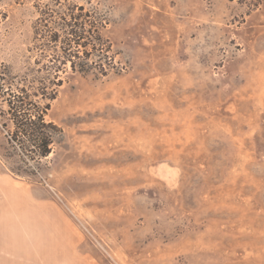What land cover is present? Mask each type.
Listing matches in <instances>:
<instances>
[{
  "label": "rangeland",
  "instance_id": "rangeland-1",
  "mask_svg": "<svg viewBox=\"0 0 264 264\" xmlns=\"http://www.w3.org/2000/svg\"><path fill=\"white\" fill-rule=\"evenodd\" d=\"M57 1L0 0V88L15 93L54 75L41 12L77 4L107 21L101 61L68 63L41 103L61 130L51 153L27 163L0 128L52 250L72 264H264V0ZM6 110L0 95V124Z\"/></svg>",
  "mask_w": 264,
  "mask_h": 264
},
{
  "label": "trees",
  "instance_id": "trees-1",
  "mask_svg": "<svg viewBox=\"0 0 264 264\" xmlns=\"http://www.w3.org/2000/svg\"><path fill=\"white\" fill-rule=\"evenodd\" d=\"M54 2L60 4L57 0ZM41 15L43 35H48V44L56 46L52 80L46 84L44 78H37L36 87L23 85L16 93L10 88L6 91L0 88L1 98H4L7 106L5 114L8 116L0 128L21 153L27 155V163L33 161L37 164L51 153L56 138L61 135L60 128L45 118L49 105L42 106L41 103L56 98L68 63L72 74H85L92 62L101 61L104 52L109 51L110 47V41L104 33L107 21L96 11H85L83 6L68 3L61 5L58 10L47 8ZM50 23L56 29L49 27ZM99 69L104 73L103 68ZM7 122L11 124L12 130ZM31 168L35 170L36 167L31 165Z\"/></svg>",
  "mask_w": 264,
  "mask_h": 264
},
{
  "label": "crops",
  "instance_id": "crops-1",
  "mask_svg": "<svg viewBox=\"0 0 264 264\" xmlns=\"http://www.w3.org/2000/svg\"><path fill=\"white\" fill-rule=\"evenodd\" d=\"M35 201L0 159V264H72L52 250L48 227L35 225Z\"/></svg>",
  "mask_w": 264,
  "mask_h": 264
}]
</instances>
